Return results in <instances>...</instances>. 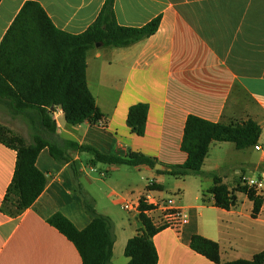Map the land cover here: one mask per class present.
I'll return each instance as SVG.
<instances>
[{"label":"crops","instance_id":"crops-1","mask_svg":"<svg viewBox=\"0 0 264 264\" xmlns=\"http://www.w3.org/2000/svg\"><path fill=\"white\" fill-rule=\"evenodd\" d=\"M28 1L38 3L53 26L68 34L87 30L105 2L1 0L0 43ZM113 12L123 27L140 28L158 16L160 23L152 36L131 46H98L87 53L86 83L102 118L71 126L65 123L60 108L54 107L56 135L103 154H142L167 169L186 160L180 144L189 115L225 124L250 119L261 129L257 145L262 150L218 146L220 155L210 157V145L201 170L215 173L229 190L242 186L247 174L249 179L255 173L264 177V0H113ZM138 103L148 106L141 137L126 125L128 109ZM0 114H10L2 104ZM10 129L30 142L24 134ZM84 153L70 154L78 174H84L91 185L101 181L107 187L102 179L110 175L118 182L130 181L131 171L123 167L132 168L144 181L142 188L129 183L130 189L123 196L111 192L113 204L120 208L122 199L137 200L150 184L160 197L166 196L169 175L144 165L92 166L88 153L90 158L82 162ZM15 161V151L0 143V204ZM35 165L46 177L43 192L16 218L0 212V264H81L72 243L47 223L53 214L60 213L78 230L89 224L83 204L74 194L70 172L66 165L54 161L47 149L40 151ZM182 181L176 187L181 194L174 203L186 213L187 222L153 236L157 264H213L190 249L193 235L216 242L221 263L250 260L264 251V202L257 218L252 219V202L245 194L234 192L235 206L226 211L213 206L207 192L212 186L209 177L187 176ZM262 188L257 194L264 198ZM93 203L96 212L112 222L110 264H126L124 247L141 229L140 222L128 213L132 222L115 220L110 213L98 210L96 200Z\"/></svg>","mask_w":264,"mask_h":264},{"label":"trees","instance_id":"trees-1","mask_svg":"<svg viewBox=\"0 0 264 264\" xmlns=\"http://www.w3.org/2000/svg\"><path fill=\"white\" fill-rule=\"evenodd\" d=\"M1 1V0H0ZM160 17L140 28L120 26L113 12V0H105L94 22L80 34H68L57 30L44 10L36 2L28 1L21 7L12 25L0 43V104L12 115L22 117L31 130V140L0 126V143L14 150L16 161L13 175L0 204V212L16 218L29 208L43 192L45 174L36 167L41 150L60 165H66L74 188L78 172L70 153H88L90 164L140 165L154 169L156 160L138 153L126 156L103 154L97 149L78 145L71 140L59 138L51 107H59L65 123L76 126L84 121L96 123L102 114L86 83V56L96 45L125 48L152 36L158 29ZM148 106L138 103L128 109L126 125L138 137L144 135ZM261 129L248 119L235 123H212L189 115L185 121L180 150L186 154L181 165L167 166L165 173L176 179L187 176H206L212 181L208 193L214 207L230 210L235 206L234 192L246 195L252 202L251 218H257L264 198L253 187L238 185L229 190L215 173L202 172V165L212 143H231L236 150L257 145ZM146 189H155L147 185ZM89 224L78 230L60 213L53 214L47 223L64 236L76 249L81 264H110L114 235L112 222L98 214L93 201L80 193ZM93 204H92V203ZM150 207L140 204L137 217L141 229L130 238L123 251L126 264H157V253L152 238L165 229L156 227L144 214ZM190 249L213 264H264V251L250 260L238 259L221 263L216 242L200 235H193Z\"/></svg>","mask_w":264,"mask_h":264},{"label":"rangeland","instance_id":"rangeland-1","mask_svg":"<svg viewBox=\"0 0 264 264\" xmlns=\"http://www.w3.org/2000/svg\"><path fill=\"white\" fill-rule=\"evenodd\" d=\"M0 126L7 128L10 131H12L10 129L12 128L14 131L24 134L28 139L31 140V135H32L31 130L29 128L28 123L22 117L12 116L11 114H0ZM218 146H223L222 149H228L233 145L231 143H212L210 157H217L220 155V153H218L217 151L219 148ZM89 158L90 156L86 153L81 155V160L83 163H85V161L88 160ZM99 166L101 167L102 164H99ZM123 169L131 171L130 181L126 180L125 182H118L115 181L113 175H110L109 177L102 179V182H104L107 185V187H104L101 181L92 182L91 185L87 181V178L84 176V174H78L75 182L77 185H79V190L77 188L76 189L74 188L73 190L74 194L77 197H79V199L82 202V198L80 197L79 192L85 193L86 196L90 199V201L96 200L99 211L110 213L115 220H121V221L123 220L126 222L130 220V222H132L130 215H128L123 210H121V208L118 205L113 204L115 198L109 195L111 194L112 191H115L117 194L123 196L130 189L128 187L129 183H134V185L142 188L144 181L140 180L139 178L140 176L135 171H133L132 168L123 167ZM89 175L94 179L98 178L96 174L90 173ZM251 176L253 177L254 180L260 181L262 186H264V177H260L259 173L252 174ZM249 177L250 174L249 175L247 174L246 178L248 179ZM167 178H168L167 179L168 182L164 186V192H165L164 194L166 195L165 197H171L172 199L175 200L177 196L181 194V190L177 189L176 187L178 186V184H183L184 181H182V179H176L172 176H168ZM186 182H187L186 184H189L190 181H186ZM253 232H256V226L253 227Z\"/></svg>","mask_w":264,"mask_h":264},{"label":"built area","instance_id":"built-area-1","mask_svg":"<svg viewBox=\"0 0 264 264\" xmlns=\"http://www.w3.org/2000/svg\"><path fill=\"white\" fill-rule=\"evenodd\" d=\"M253 148L256 151L262 150L258 145H255ZM242 184L247 187H253L257 191L262 187L260 181L247 179L246 177L242 179ZM141 203L150 207L144 214L156 227L178 229L187 222L186 213L175 206L174 199L171 197H160L155 189H147L145 193L135 201L127 198L122 199L121 209L128 214H134L138 217Z\"/></svg>","mask_w":264,"mask_h":264},{"label":"water","instance_id":"water-1","mask_svg":"<svg viewBox=\"0 0 264 264\" xmlns=\"http://www.w3.org/2000/svg\"><path fill=\"white\" fill-rule=\"evenodd\" d=\"M98 46H99V45H96V47H98ZM50 111H51V112L53 111V107L50 108ZM154 170H159V171L167 170V171H169L170 169H165V168H163V166H161L160 164H156V165L154 166Z\"/></svg>","mask_w":264,"mask_h":264}]
</instances>
